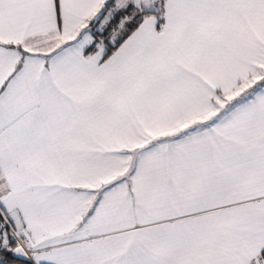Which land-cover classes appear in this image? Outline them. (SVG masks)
Here are the masks:
<instances>
[{"label":"snow or ice","instance_id":"obj_1","mask_svg":"<svg viewBox=\"0 0 264 264\" xmlns=\"http://www.w3.org/2000/svg\"><path fill=\"white\" fill-rule=\"evenodd\" d=\"M0 264H264V0H0Z\"/></svg>","mask_w":264,"mask_h":264}]
</instances>
